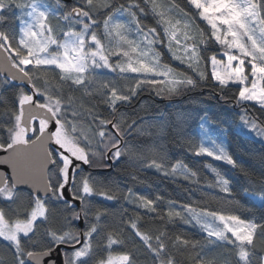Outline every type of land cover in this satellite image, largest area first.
Listing matches in <instances>:
<instances>
[{
    "label": "snow or ice",
    "instance_id": "6c2138e0",
    "mask_svg": "<svg viewBox=\"0 0 264 264\" xmlns=\"http://www.w3.org/2000/svg\"><path fill=\"white\" fill-rule=\"evenodd\" d=\"M203 88L264 145V0H0V264H264V170L204 115L186 141L202 176L163 143L183 117L142 100ZM120 167L133 186L96 174ZM149 170L183 199L136 190Z\"/></svg>",
    "mask_w": 264,
    "mask_h": 264
},
{
    "label": "trees",
    "instance_id": "16d2710c",
    "mask_svg": "<svg viewBox=\"0 0 264 264\" xmlns=\"http://www.w3.org/2000/svg\"><path fill=\"white\" fill-rule=\"evenodd\" d=\"M71 2L72 0L69 3ZM142 100L147 102V115L150 117H162L164 121L170 123L177 122L178 117H183L182 131L184 134L176 135L175 130H173V133L163 142L170 157H182L190 167L200 168L201 175L211 179L210 175L201 167L203 163L212 162L211 158H197L193 156L188 151L186 143L188 138H192L198 143L200 118L207 115L209 121L220 124L219 130L211 132L213 138L217 139L218 142L224 141L228 150L239 157L240 162L248 169L250 179H259L261 171L264 170V163L259 159V154L261 150H264V145L258 141L238 136L234 130H227L228 123L226 122L237 120L238 110L233 109L231 104H226L220 100L210 88L197 89L190 93L173 97L170 100L145 93ZM140 115H145V112H141ZM214 166L222 173H227L230 178H233V183L237 184V192L241 191V186H248L249 178H246L238 170L231 169L230 166L225 165L223 162H214ZM132 171L131 168L124 167L111 171L100 168L96 170V174L111 176L112 179L119 181L122 185L133 186V181L129 175ZM145 177L147 178V183L152 185V187L149 188L147 185L137 184L135 185L136 190L142 193H152L153 195L158 191L169 199H183V193L177 186L167 180H162L159 174L154 171L149 170L140 173L141 179ZM237 198H240L239 195H237ZM97 200L99 201V198ZM102 205L110 208L112 211H118L120 208V204L111 201H104ZM254 211L258 217L260 214L259 210ZM196 238L200 239L201 237L197 236Z\"/></svg>",
    "mask_w": 264,
    "mask_h": 264
},
{
    "label": "rangeland",
    "instance_id": "374dc122",
    "mask_svg": "<svg viewBox=\"0 0 264 264\" xmlns=\"http://www.w3.org/2000/svg\"><path fill=\"white\" fill-rule=\"evenodd\" d=\"M211 124H216V123H214V122H212V121H209ZM200 123H201V121H200ZM200 123H199V126H198V132H199V137L201 136V135H203V133H204V130H202L201 128H200ZM216 130H219V129H216ZM215 130V131H216ZM211 132L212 131H210V134H211Z\"/></svg>",
    "mask_w": 264,
    "mask_h": 264
},
{
    "label": "water",
    "instance_id": "95a60500",
    "mask_svg": "<svg viewBox=\"0 0 264 264\" xmlns=\"http://www.w3.org/2000/svg\"><path fill=\"white\" fill-rule=\"evenodd\" d=\"M71 0H67V2L69 3Z\"/></svg>",
    "mask_w": 264,
    "mask_h": 264
}]
</instances>
